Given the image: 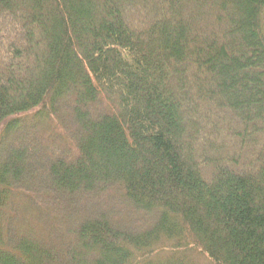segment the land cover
<instances>
[{
    "label": "trees",
    "instance_id": "16d2710c",
    "mask_svg": "<svg viewBox=\"0 0 264 264\" xmlns=\"http://www.w3.org/2000/svg\"><path fill=\"white\" fill-rule=\"evenodd\" d=\"M263 15L0 0V264H264Z\"/></svg>",
    "mask_w": 264,
    "mask_h": 264
},
{
    "label": "rangeland",
    "instance_id": "374dc122",
    "mask_svg": "<svg viewBox=\"0 0 264 264\" xmlns=\"http://www.w3.org/2000/svg\"><path fill=\"white\" fill-rule=\"evenodd\" d=\"M263 18H264V15H263ZM116 204L117 205L115 206V208H117L118 210H124L123 208H121V206L118 203H116ZM46 213H48V212H46ZM115 218H117L119 220L120 219V216L117 215ZM49 219L54 220V216L51 215V214H49ZM122 219H124V217ZM129 220L130 221H126L127 224H131V222L133 224H137V223H140L141 220H143V218L140 215H138V214L130 213L129 214ZM28 222H31V221H28ZM122 222H124V220ZM33 235H35V236H41V237H43V241L44 242L47 241V239L45 238L46 236H45L44 233H40L39 231H36L35 230L34 233H33ZM192 252L193 253H191V255H190L191 258L190 259H192V261L195 264H211V261L207 258L206 255H204V254H202L200 252H197L196 250H192Z\"/></svg>",
    "mask_w": 264,
    "mask_h": 264
}]
</instances>
